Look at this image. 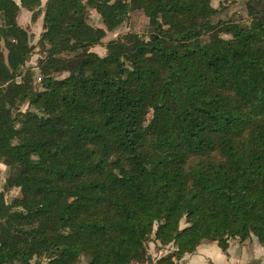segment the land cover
<instances>
[{"label":"trees","instance_id":"16d2710c","mask_svg":"<svg viewBox=\"0 0 264 264\" xmlns=\"http://www.w3.org/2000/svg\"><path fill=\"white\" fill-rule=\"evenodd\" d=\"M260 1L243 24L216 21L211 0H0V264H180L204 241L251 237L264 248ZM20 9L42 17L37 75ZM132 11L145 34L92 52ZM150 241L173 250L153 259Z\"/></svg>","mask_w":264,"mask_h":264},{"label":"rangeland","instance_id":"374dc122","mask_svg":"<svg viewBox=\"0 0 264 264\" xmlns=\"http://www.w3.org/2000/svg\"><path fill=\"white\" fill-rule=\"evenodd\" d=\"M211 6L218 10L217 20L232 21L238 23H248V9L247 0H211ZM259 10H264V0H261L257 4ZM18 17V24L27 30L30 35V43L34 48L30 60L26 63V69H31L38 74L36 68L38 60L44 55L37 47V41L39 35L42 32V17H39L35 22L30 21V14L26 10H22ZM89 23L98 28H103L102 22L99 15L95 11H89ZM147 19L141 11L130 12L126 21L115 31L106 32V37L102 40V44L91 49L92 52L96 53L98 56L103 57L106 54L105 45L113 39L121 36L126 32H133L139 35H144L147 29ZM1 51L5 55V51L0 44ZM148 116L150 114L148 113ZM8 170L4 165H0V191H3L5 180L7 178ZM18 190L13 189L5 193V198L9 200L10 198L17 197ZM181 227L184 226V222L180 223ZM148 253L151 258L155 259L162 255L167 254L173 250L172 246L165 247L161 250L157 249L153 242H148L147 244Z\"/></svg>","mask_w":264,"mask_h":264},{"label":"crops","instance_id":"0c3cea01","mask_svg":"<svg viewBox=\"0 0 264 264\" xmlns=\"http://www.w3.org/2000/svg\"><path fill=\"white\" fill-rule=\"evenodd\" d=\"M13 1L17 5L20 4V0ZM46 1L40 0L41 9ZM22 10L24 9H20L18 17L21 12H24ZM180 264H264V248L258 244L254 237L244 242L231 239L225 250L215 242L204 241L193 254L182 257Z\"/></svg>","mask_w":264,"mask_h":264}]
</instances>
